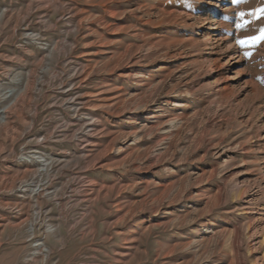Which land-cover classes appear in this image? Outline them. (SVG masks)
Returning a JSON list of instances; mask_svg holds the SVG:
<instances>
[{
  "label": "rangeland",
  "instance_id": "obj_1",
  "mask_svg": "<svg viewBox=\"0 0 264 264\" xmlns=\"http://www.w3.org/2000/svg\"><path fill=\"white\" fill-rule=\"evenodd\" d=\"M261 9L0 0V264H264Z\"/></svg>",
  "mask_w": 264,
  "mask_h": 264
},
{
  "label": "snow or ice",
  "instance_id": "obj_2",
  "mask_svg": "<svg viewBox=\"0 0 264 264\" xmlns=\"http://www.w3.org/2000/svg\"><path fill=\"white\" fill-rule=\"evenodd\" d=\"M233 3H240L242 2V0H232ZM261 12L264 13V9H261ZM244 14L241 13V16H243ZM241 27H243V25H241ZM256 39L258 40H264V33L261 34V36L257 37Z\"/></svg>",
  "mask_w": 264,
  "mask_h": 264
},
{
  "label": "bare ground",
  "instance_id": "obj_3",
  "mask_svg": "<svg viewBox=\"0 0 264 264\" xmlns=\"http://www.w3.org/2000/svg\"><path fill=\"white\" fill-rule=\"evenodd\" d=\"M6 117V116H5ZM5 121V120H4ZM29 160V159H28ZM30 160H33V161H39V162H43V164H46L44 163V159L41 158L40 155H33L32 157H30ZM26 162V161H25Z\"/></svg>",
  "mask_w": 264,
  "mask_h": 264
}]
</instances>
